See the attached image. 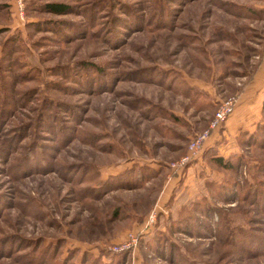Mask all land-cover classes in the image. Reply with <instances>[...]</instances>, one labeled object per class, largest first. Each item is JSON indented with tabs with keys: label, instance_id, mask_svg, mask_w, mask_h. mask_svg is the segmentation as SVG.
Listing matches in <instances>:
<instances>
[{
	"label": "rangeland",
	"instance_id": "1",
	"mask_svg": "<svg viewBox=\"0 0 264 264\" xmlns=\"http://www.w3.org/2000/svg\"><path fill=\"white\" fill-rule=\"evenodd\" d=\"M1 2L0 264L108 262L130 233L123 264H264L263 195L228 187L264 180L262 137L173 167L263 57L264 0Z\"/></svg>",
	"mask_w": 264,
	"mask_h": 264
},
{
	"label": "trees",
	"instance_id": "2",
	"mask_svg": "<svg viewBox=\"0 0 264 264\" xmlns=\"http://www.w3.org/2000/svg\"><path fill=\"white\" fill-rule=\"evenodd\" d=\"M6 3V2H5ZM2 2L0 3V10L5 11V6L6 4ZM36 7H42L44 9V11H48L50 13L53 14H57V15H62V14H67L69 13L70 9H71V5L69 3H65V2H59V1H55V2H46L44 4H39V3H35ZM3 5V7H2ZM262 137L261 139V143H263L264 145V103H263V107L261 110V119L260 122L257 124L256 128L254 131L249 132V131H241L237 137H236V142L240 150H243L244 148H252L254 146L257 145L258 143V139L259 137ZM205 156L208 158V160L216 165L219 166L220 168L227 170V171H231L233 169H235V167L237 166V164H239L240 167H242L243 165V160L245 159V157L243 156V154L239 153V152H234L232 154H230L229 156H221V155H217L214 150L212 149H208V150H203L202 156ZM264 168V162H261V164H259L258 166H255L256 169H261ZM238 167H236L237 169ZM263 171V169H261ZM263 175H264V171H263ZM234 185L233 184H229L228 187H233L235 186V189L237 190V192H241L246 186L247 189L245 190L244 194L242 195L241 200L244 202L247 201H252V204H255L259 199H261L262 197L259 198V196L263 195L264 199V190H261L262 192H260V190L258 189L259 187H264V180H257L254 182V184H248L246 183L245 186L241 187V188H236V185H238V183L236 181H234ZM264 189V188H263ZM127 251H121V252H112L109 253V260L108 262H103L102 260V256L99 255V257H92L91 255H88V257H86L84 254L81 256L79 262H81V264H123L124 262H126V256ZM129 253V252H128ZM75 253L73 255H69L67 256V258H65V260H63L61 263L62 264H76V260H74L75 257ZM90 261V263H89ZM59 262V264H61Z\"/></svg>",
	"mask_w": 264,
	"mask_h": 264
},
{
	"label": "crops",
	"instance_id": "3",
	"mask_svg": "<svg viewBox=\"0 0 264 264\" xmlns=\"http://www.w3.org/2000/svg\"><path fill=\"white\" fill-rule=\"evenodd\" d=\"M240 90L233 116L225 122L221 130L213 132L205 140V151L212 149L217 155L224 157L237 152V135L241 131H254L260 122L264 103V54Z\"/></svg>",
	"mask_w": 264,
	"mask_h": 264
},
{
	"label": "built area",
	"instance_id": "4",
	"mask_svg": "<svg viewBox=\"0 0 264 264\" xmlns=\"http://www.w3.org/2000/svg\"><path fill=\"white\" fill-rule=\"evenodd\" d=\"M15 14L23 19L25 16V0H13ZM237 103V97L232 96L224 100L216 109L208 129L198 135L190 144L189 152L183 156L179 162L173 164V167L182 168L185 164L192 162L200 157L204 150L205 140L215 131H219L234 112ZM154 213H150L148 217V224L154 221ZM127 241L113 248L115 251H122L127 248H135L139 240L138 233H130L126 239Z\"/></svg>",
	"mask_w": 264,
	"mask_h": 264
}]
</instances>
